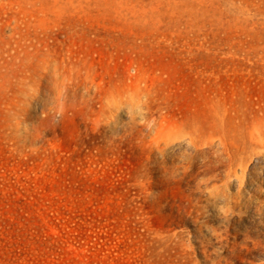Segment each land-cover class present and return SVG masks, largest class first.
I'll return each mask as SVG.
<instances>
[{
	"label": "rangeland",
	"instance_id": "obj_1",
	"mask_svg": "<svg viewBox=\"0 0 264 264\" xmlns=\"http://www.w3.org/2000/svg\"><path fill=\"white\" fill-rule=\"evenodd\" d=\"M0 264H264V0H0Z\"/></svg>",
	"mask_w": 264,
	"mask_h": 264
}]
</instances>
